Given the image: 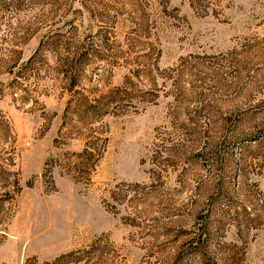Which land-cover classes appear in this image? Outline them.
<instances>
[{"label": "rangeland", "instance_id": "1", "mask_svg": "<svg viewBox=\"0 0 264 264\" xmlns=\"http://www.w3.org/2000/svg\"><path fill=\"white\" fill-rule=\"evenodd\" d=\"M0 264H264V0H0Z\"/></svg>", "mask_w": 264, "mask_h": 264}, {"label": "trees", "instance_id": "2", "mask_svg": "<svg viewBox=\"0 0 264 264\" xmlns=\"http://www.w3.org/2000/svg\"><path fill=\"white\" fill-rule=\"evenodd\" d=\"M75 85H76V82H74L73 84H72V86H71V88L70 89H73L74 87H75ZM90 148L89 147H87L86 148V150L84 151V153L82 154V155H80L81 157L83 156H90V157H92L94 154H93V152H91L90 150H89ZM100 156H101V154H100ZM202 233H200L198 236H199V239L196 241V239L195 240H193V249H194V253L195 254H197V255H199V256H201V257H204V254H205V249L203 248V243H202V241H201V239H200V237H202Z\"/></svg>", "mask_w": 264, "mask_h": 264}]
</instances>
